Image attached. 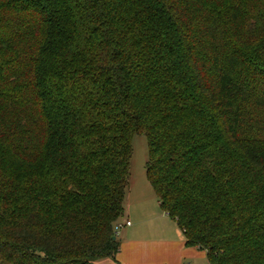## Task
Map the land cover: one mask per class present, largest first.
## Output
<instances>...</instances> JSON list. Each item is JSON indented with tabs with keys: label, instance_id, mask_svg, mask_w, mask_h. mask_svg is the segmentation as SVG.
Instances as JSON below:
<instances>
[{
	"label": "trees",
	"instance_id": "1",
	"mask_svg": "<svg viewBox=\"0 0 264 264\" xmlns=\"http://www.w3.org/2000/svg\"><path fill=\"white\" fill-rule=\"evenodd\" d=\"M135 134L185 242L264 264V0H0V264H122Z\"/></svg>",
	"mask_w": 264,
	"mask_h": 264
},
{
	"label": "crops",
	"instance_id": "2",
	"mask_svg": "<svg viewBox=\"0 0 264 264\" xmlns=\"http://www.w3.org/2000/svg\"><path fill=\"white\" fill-rule=\"evenodd\" d=\"M141 208L145 212L131 229L134 235L121 237L116 258L122 264H209L205 249L185 242L181 227L163 211L158 199H148ZM124 217V223L119 225L125 231L127 225H132L125 209L121 220Z\"/></svg>",
	"mask_w": 264,
	"mask_h": 264
},
{
	"label": "rangeland",
	"instance_id": "3",
	"mask_svg": "<svg viewBox=\"0 0 264 264\" xmlns=\"http://www.w3.org/2000/svg\"><path fill=\"white\" fill-rule=\"evenodd\" d=\"M147 158L148 150L145 136L142 134L133 135L131 139V156L129 159L128 183L123 200V206L127 213L126 218L130 219L132 225H127L125 232L124 226L122 227L121 225L122 221L124 223L125 217L123 218V220H121L122 217L118 220L116 233L119 243L121 242V237L126 238L134 235L131 229L138 225L140 216H142L145 212L143 211V208H141L143 202H147L148 199L151 201V198L156 202V200L158 199L156 192L146 178L145 164ZM142 199L143 202L140 201ZM140 202L141 206L139 205ZM145 214H147V209ZM119 222L121 223L120 225ZM100 261L107 262L108 258H101Z\"/></svg>",
	"mask_w": 264,
	"mask_h": 264
},
{
	"label": "built area",
	"instance_id": "4",
	"mask_svg": "<svg viewBox=\"0 0 264 264\" xmlns=\"http://www.w3.org/2000/svg\"><path fill=\"white\" fill-rule=\"evenodd\" d=\"M129 221H127V223H128Z\"/></svg>",
	"mask_w": 264,
	"mask_h": 264
},
{
	"label": "water",
	"instance_id": "5",
	"mask_svg": "<svg viewBox=\"0 0 264 264\" xmlns=\"http://www.w3.org/2000/svg\"><path fill=\"white\" fill-rule=\"evenodd\" d=\"M113 237H115V236L113 235Z\"/></svg>",
	"mask_w": 264,
	"mask_h": 264
}]
</instances>
